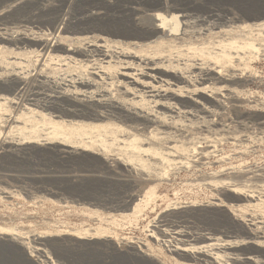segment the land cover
<instances>
[{
    "label": "rangeland",
    "instance_id": "374dc122",
    "mask_svg": "<svg viewBox=\"0 0 264 264\" xmlns=\"http://www.w3.org/2000/svg\"><path fill=\"white\" fill-rule=\"evenodd\" d=\"M39 1L31 4L33 10L30 5V10L24 8L19 22L14 21V27L13 22L8 23L9 28L28 25L25 29H29L33 25L34 31L50 32L53 26L41 20L60 3ZM129 1L124 4L140 8L142 18L145 14L153 20L141 19L142 28L122 22H116L117 25L102 22L97 26L101 31L97 29L92 35L79 37L96 35L120 41L112 34L131 35L137 31L142 33L137 35H144L147 32L144 30L153 24L170 32L168 37L165 33L158 34L162 39L148 45L129 47L120 41V45L110 47L112 68L94 70L100 75H94L100 92L119 98L115 71L123 72L125 63L120 54L127 52L159 62L163 69L179 70L194 82L200 81L204 69L216 71L228 80L200 88L205 92L200 100L206 99L207 103H203L210 106V113L202 114L190 107L191 114L166 119L169 124L166 130L171 133L167 146L173 148L163 152L169 162L159 156L155 163L149 166L145 163L148 168L130 162L133 173H126L111 160L108 168L101 166L107 153L119 157V147L123 146L111 134L94 139V146L87 147L79 160L50 153L48 143H73L56 138L47 112L40 105L31 107L21 101L20 104L26 105L23 107L0 100L3 103L0 121L21 106L19 113L23 114L18 124L31 122L38 129L34 137L27 135L28 129L0 132V141L29 143L30 147L22 152L16 148L0 149V235L8 233L13 239H0V264H127L123 262L128 258L134 260L130 264H187L170 254L159 230L171 228L161 226L164 214L174 220L182 207L190 204L200 205L190 211L198 220L212 211L226 218L236 214L243 220L264 223V23H257L259 19L255 18L264 12V0H160L164 8L150 0ZM136 1L139 3H133ZM74 8L70 4L56 12L61 18H71L79 12ZM182 28H186L185 34ZM87 40L76 45L84 47ZM139 40L144 43L147 38ZM246 44H250L249 48ZM28 49L33 51L35 46L22 50L12 65L0 59V67L21 75L32 71L34 57ZM222 51L231 59L222 62L209 54ZM79 72L87 75L83 69ZM69 73H75L74 68L56 67L52 76L59 78ZM31 87L28 85V89ZM206 97L220 99V106L210 104ZM63 118L55 120L67 119ZM104 121L92 123L98 126L110 123ZM61 129L66 133L63 139L68 140L72 136L69 128L63 124ZM81 139L85 144L89 141L88 137ZM101 140L107 148L99 143ZM236 193L251 194L261 200L239 201ZM212 202L224 207L201 206ZM191 226L193 230L203 228L201 222L194 220ZM216 234L222 236L223 232ZM37 245L44 251L42 256L33 250ZM137 250L146 256L139 259ZM260 258L264 260V256Z\"/></svg>",
    "mask_w": 264,
    "mask_h": 264
},
{
    "label": "bare ground",
    "instance_id": "6f19581e",
    "mask_svg": "<svg viewBox=\"0 0 264 264\" xmlns=\"http://www.w3.org/2000/svg\"><path fill=\"white\" fill-rule=\"evenodd\" d=\"M35 1L0 0V54L3 55L0 59H6V63L12 65L22 55V50L35 46V49H32L33 51L29 49L27 51L32 53L34 57L32 59L33 69L27 74L21 75L15 70L7 72L3 69L4 67H0V100L5 101L6 104L19 105L23 101L31 107L40 105L41 109L47 112L45 115L50 118L49 125L56 138L73 143H60L59 141H56L58 144L48 143L46 147L50 153L65 154L79 160L83 157V152L87 151V147L94 146V139L108 133L112 135L114 140L122 143L123 146L119 147L117 153L119 157H111L107 153L108 155L106 154L102 158L100 164L103 168H108L111 160L116 162L126 173H133L134 167L133 165L130 166V162L140 163L147 168L150 164L156 162L155 158L158 156L162 161L169 162L167 153L163 152V150L173 148L167 146L170 143L168 139L171 133L167 131L168 129L166 130V128H169L166 119L181 117L182 114L189 115L193 109L192 107L196 108L199 113H210V106L207 107L208 105L206 106L203 103L206 99L203 102L202 99L200 100L201 94L205 93L200 88L203 87L202 85L207 87L226 83L228 79H224L216 71L204 69L200 81L194 82L179 70L163 69L158 66L159 62L127 52L120 54L121 59H123L122 62L125 63L123 72L115 71L116 84L119 87L118 92L121 97H110L105 92L98 90L99 83L94 78L95 76L100 77L94 70L112 68V51L110 47L120 45L121 42L129 47L148 45L162 39V37L157 36L158 34L165 33V36L168 37L167 34L170 30L164 27L156 28L157 25L153 24L144 30V32L147 31L144 35H137L142 34L137 33V31L131 35L112 34L114 37H118L115 40L121 42L111 41L96 35L79 37L82 34L92 35L95 30L100 29L97 26L102 22H122L138 27L142 24L139 23L141 19L153 20L145 14L142 18L139 12L140 8L124 4L125 0H58L60 4L57 9L46 12L43 15L46 17L41 20L53 26L50 32L44 33L39 29V26V31H34L33 25L29 29H25L28 26L25 25V28L21 26L12 30L11 28L15 24L14 21L21 18L20 12L26 7H29L30 10L31 4ZM150 2L154 5L157 3V5L164 8V5H162L164 2L160 0H150ZM133 3L138 4L139 2ZM70 4L74 5L79 12L75 17L61 18V15H58L60 9ZM52 8L54 9V7ZM57 10H59L58 13ZM218 17L221 19L220 15ZM255 18L259 19L257 23H264V12ZM12 22L13 27L9 28L7 24ZM46 24L43 23V26ZM182 29L183 34H185L186 28ZM170 36L173 35L170 34ZM143 38H147V40L141 43L139 39ZM85 39H88L86 46H77L79 42ZM67 42H69L68 45H66ZM244 46L249 48L250 44ZM27 52L25 54H28ZM216 52H210L209 54H212L214 59L222 62L231 59L225 51ZM8 55H12L13 60H10ZM56 67L59 69L63 67L65 69L74 68L75 73L65 74L57 78L52 76ZM80 69L87 72V75L82 72L78 73ZM89 69H92V72ZM28 85L29 87L32 86L31 89H28ZM206 98L210 104L213 103L216 107L220 106V99L216 97ZM2 105L3 103H0V108ZM21 106H17V108L14 106V113L0 121V132L14 128L20 131L28 129L27 135L34 137L33 134L38 130L35 124L31 122L27 124L26 121L23 122L22 126L18 124L20 123V116L23 114L19 113ZM65 116L67 119L70 117V119L68 121L67 119H65L66 121L62 120V122L55 120V117L62 119ZM104 119L110 120V123L101 126L92 123V121L103 122ZM85 120H91V122H85ZM63 124L69 128V134L72 135L68 140L63 139L66 138V133L61 129ZM115 124L118 125L115 126ZM122 134L123 137H121ZM82 137H88L87 144L79 141V139L82 140ZM72 138L75 140L70 141ZM99 143L104 148L108 147L102 140ZM28 144H12L6 140H1L0 149L5 151V149L16 148L22 152L30 148ZM161 144L160 147L156 146ZM145 163H148V166ZM91 182L93 183V181ZM236 194H239L237 196L239 201L261 200L247 193ZM196 206L197 208L200 207V205L195 204L182 207V210L179 211L181 213L173 217L174 220L167 219L169 215L164 214L162 216L161 226L171 227L159 230L161 240L168 247L170 254L180 258L187 264H264V260L260 258V256H264L263 222L258 223L251 219L246 220V218L243 220L244 218H238L236 214H231V218H226L212 211L205 212L199 221L191 213V209ZM201 206L224 207L223 204L213 202ZM193 220L198 223L201 222L203 228L193 230L194 227L191 226ZM217 232H223L222 236H217ZM0 239L8 240L12 238L8 233H5L0 235ZM33 250L39 256L44 253L38 245L33 246ZM136 252L141 257L139 259H143L145 253L142 250ZM39 261L37 262L39 263ZM133 262V258H128L123 263L130 264Z\"/></svg>",
    "mask_w": 264,
    "mask_h": 264
}]
</instances>
